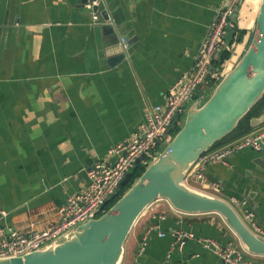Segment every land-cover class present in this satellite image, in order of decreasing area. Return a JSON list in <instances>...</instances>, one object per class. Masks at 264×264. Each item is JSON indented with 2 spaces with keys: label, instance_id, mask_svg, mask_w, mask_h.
<instances>
[{
  "label": "crops",
  "instance_id": "crops-1",
  "mask_svg": "<svg viewBox=\"0 0 264 264\" xmlns=\"http://www.w3.org/2000/svg\"><path fill=\"white\" fill-rule=\"evenodd\" d=\"M89 1L0 0V224L26 235L62 222L60 209L88 186L93 164L130 140L148 109L163 105L170 87L193 71L208 28L229 2L104 0L101 10L112 15L130 47L127 57L111 66L110 59L122 53L120 43L105 34L101 12V21L93 20ZM248 3L239 18L243 40L254 20V3ZM234 44L241 51L244 41ZM234 60L230 57L224 68ZM260 132L264 128H253L247 137ZM263 156L254 149L235 151L226 163L206 164L207 183L193 177L187 182L229 201L256 231L254 225L264 227L259 181L264 182V172L255 163ZM156 224L160 228L139 257L143 237ZM178 232L195 238L180 248ZM203 238L233 243L243 256L264 264V257L244 250L220 215L184 214L166 200L141 216L123 264H225L199 242Z\"/></svg>",
  "mask_w": 264,
  "mask_h": 264
},
{
  "label": "water",
  "instance_id": "water-1",
  "mask_svg": "<svg viewBox=\"0 0 264 264\" xmlns=\"http://www.w3.org/2000/svg\"><path fill=\"white\" fill-rule=\"evenodd\" d=\"M89 1V0H86ZM254 3V20L250 33L243 39L239 26L240 14L248 0H241L227 27L225 45L218 51L204 80V87L184 105L180 125L174 128L171 139L156 153L155 159L144 169L138 179L110 207L119 195L117 190L100 207L98 217L78 223L24 255L0 258V264H123L126 244L144 212L155 202L166 200L178 212L190 215L218 214L239 238L241 245L251 255L264 257V240L254 233L237 209L227 200L190 186L188 174L193 166L220 141L230 135L240 122L264 97V0ZM96 2L93 13L101 12L106 35H121L108 10H101L104 0ZM100 16L97 23H99ZM1 31V28H0ZM236 35V39H235ZM110 42L115 38L108 37ZM236 41L241 51L230 45ZM129 44V43H128ZM238 45H236L238 47ZM111 58L113 66L123 61L129 49ZM231 52L232 65L223 68L222 54ZM214 75L218 78L214 79ZM254 129L264 128V114L251 119ZM176 130V131H175ZM264 155V137L261 149ZM264 172V156L255 160ZM129 174L121 187L128 184ZM261 184L263 181L259 178Z\"/></svg>",
  "mask_w": 264,
  "mask_h": 264
},
{
  "label": "built area",
  "instance_id": "built-area-1",
  "mask_svg": "<svg viewBox=\"0 0 264 264\" xmlns=\"http://www.w3.org/2000/svg\"><path fill=\"white\" fill-rule=\"evenodd\" d=\"M240 1L229 0L227 6L219 10L216 20L208 28L197 54L193 71L182 76L170 87L166 102L163 105L150 107L146 113V121L132 138L114 145L107 158L99 159L93 164L88 171V186L69 197L65 206L60 209L63 220L58 226L48 230H35L30 235H26L0 224V258L20 256L36 250L78 223L98 217L96 213L99 212L100 207L117 190L122 189L121 185L127 176L134 175L138 168L145 169L155 159L160 147L171 139L174 128L180 125L181 117L185 111V103L203 89L204 80L211 64L218 51L226 43L227 27L234 26L231 18L236 13ZM96 4V2L89 3L88 8L93 9ZM98 18L99 16L93 13V20L97 21ZM120 45L125 52L128 51L129 45L125 38L121 39ZM234 47L235 44L232 43L230 51ZM223 66L225 67V64ZM214 78H218V76L214 75ZM263 137L264 132H260L256 136H246L242 141H237L220 150H211L193 166L188 178L193 177L201 183H207L205 173L207 163H226L229 156L235 151L260 150ZM212 185L215 190L219 188L217 183ZM247 217L250 220L254 219L252 213H249ZM29 226L34 229L35 224L31 223ZM254 226L256 231L249 227L264 240V227ZM159 228L157 224L149 228L139 246V257L144 254L151 233ZM164 236L165 233H160V237ZM176 238L181 240L178 242L181 248L184 247L186 239H194L195 236L188 232H178ZM199 242L208 250L213 251L225 264H256L243 256V253L233 243L222 246L209 238H203ZM136 264H140L139 260Z\"/></svg>",
  "mask_w": 264,
  "mask_h": 264
},
{
  "label": "trees",
  "instance_id": "trees-1",
  "mask_svg": "<svg viewBox=\"0 0 264 264\" xmlns=\"http://www.w3.org/2000/svg\"><path fill=\"white\" fill-rule=\"evenodd\" d=\"M241 34L243 36L244 31H241ZM243 40V39H242ZM231 57V52L230 51H225L222 54V58H221V62L224 63L225 61H227L229 58ZM264 113V97L263 99L253 108V110L240 122L239 126L234 130V132H232L230 135H228L227 137H225L222 141H220L218 144H216L214 149H217L223 145H227L229 143H233L247 135H249L252 131L253 128L251 126V119L254 117H257L261 114ZM178 130V127L177 129ZM175 130V131H176ZM144 172L143 168H138L136 170V172L134 173V175L132 176V178L129 180L128 184L125 185V187H123L120 190V193L118 196H116L111 204L109 205V207L118 200V198L120 197V195H122L125 191H127L130 186L136 181V179L139 178V176H141V174Z\"/></svg>",
  "mask_w": 264,
  "mask_h": 264
}]
</instances>
